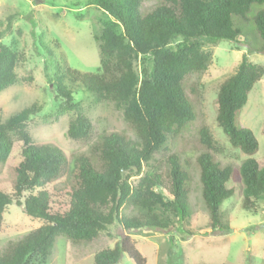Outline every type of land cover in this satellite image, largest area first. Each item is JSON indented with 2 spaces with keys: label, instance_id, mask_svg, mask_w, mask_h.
Segmentation results:
<instances>
[{
  "label": "trees",
  "instance_id": "1",
  "mask_svg": "<svg viewBox=\"0 0 264 264\" xmlns=\"http://www.w3.org/2000/svg\"><path fill=\"white\" fill-rule=\"evenodd\" d=\"M28 1L36 6L51 0ZM143 1L151 0L89 1L114 20L103 30L101 72L62 65L51 77L44 61L45 78L53 84L55 98L75 111L66 135L77 143H89L87 151L69 161L56 145L33 142L25 129L28 118L38 111L36 105L0 122V162L10 155L14 139L22 143L13 169L14 194L0 190V224L10 205L45 222L0 250V264H31L32 257L44 261L58 236L82 244L96 240L101 232L111 236L112 228L125 232L168 229L172 226L169 217L155 211V205L168 200L162 189L172 197L168 204L183 222L188 215L192 172L179 140L199 123L195 110L199 90L191 77L208 62L200 40L234 41L242 34L239 27L249 23L252 41L250 37L235 74L219 86L215 117L230 146L247 158L238 167L223 165L216 159L220 148L209 129L199 124L196 141L201 150L195 163L211 230L225 229L219 209L234 194L227 186L230 180L241 182L244 210L255 201H264V167L252 157L258 142L237 120L250 91L264 75L263 67L247 60V54L264 52V0H152L155 5L147 12L142 11ZM11 18L0 31V90L14 82L13 54L1 42L10 30ZM175 39L179 41L171 45ZM42 46L51 56L52 51ZM139 54L150 57L137 74L132 61ZM65 80L91 93L96 102L121 106L123 121L133 135L107 131L93 139V125L74 103ZM132 177L137 178L135 184L129 181ZM62 178V187L53 188L55 198L46 187ZM124 255L134 264H145L128 235L113 248L95 253L93 264H118Z\"/></svg>",
  "mask_w": 264,
  "mask_h": 264
},
{
  "label": "rangeland",
  "instance_id": "2",
  "mask_svg": "<svg viewBox=\"0 0 264 264\" xmlns=\"http://www.w3.org/2000/svg\"><path fill=\"white\" fill-rule=\"evenodd\" d=\"M89 1L51 0L34 6L28 0H0V31L6 28L7 19L12 16L10 30L2 35L1 42L13 54L10 71L14 75L13 84L0 90V122L7 121L26 107L36 105L38 111L28 118L25 130L33 142L59 147L69 161L78 153L87 151L89 143H77L67 137L66 131L75 111L55 98L53 84L47 82L43 64L48 62L47 72L51 77L59 66L63 68L62 65L81 72H101L103 30L109 21L114 20L90 5ZM154 5L155 1H143L142 11L147 12ZM239 28L242 34L234 41L200 40L201 51L208 56V62L202 71L191 77L199 90V98L195 102L199 123L179 140L182 156L191 162L187 218L181 222L168 204L172 197L162 189L160 191L166 194L168 200H164L163 205H155V211L169 217L170 228L128 232L119 227L112 228L111 236L101 232L96 240L82 244H72L65 237L58 236L51 255L44 261L32 257L31 264H93L95 253L113 248L124 235L132 239L145 264H264V201H255L251 209L244 210L241 182L239 179L230 180L227 186L233 188L234 194L224 200L219 209L225 229L211 230L195 163L201 150L196 141V128L201 124L209 129L220 148L216 159L223 165L238 167L247 158L230 146L215 120L219 86L235 74L242 55L248 50L250 37L252 41L251 23ZM178 41L172 40L171 45ZM42 45L52 51L51 56ZM149 57L139 54L133 58L137 74H140L143 62ZM247 60L264 68V52L247 54ZM64 83L72 91L74 103L93 125V139L107 131L133 135L123 121L121 106L107 101L96 102L92 94L81 86L66 80ZM237 120L256 138L258 149L252 157L260 167H264V75L253 86L246 104L238 112ZM21 147L22 143L14 139L10 155L0 162V190L6 194H14L13 169L20 160ZM63 180L46 187L55 198L57 195L53 188L60 189ZM129 181L135 184L137 178L132 177ZM155 192L158 190L155 189ZM44 224L42 220L27 217L15 205L7 206L0 224V250ZM118 264L134 263L124 255Z\"/></svg>",
  "mask_w": 264,
  "mask_h": 264
}]
</instances>
